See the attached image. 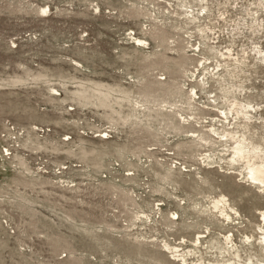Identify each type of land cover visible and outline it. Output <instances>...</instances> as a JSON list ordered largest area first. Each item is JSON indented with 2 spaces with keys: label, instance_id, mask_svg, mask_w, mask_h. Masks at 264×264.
Returning a JSON list of instances; mask_svg holds the SVG:
<instances>
[{
  "label": "rangeland",
  "instance_id": "rangeland-1",
  "mask_svg": "<svg viewBox=\"0 0 264 264\" xmlns=\"http://www.w3.org/2000/svg\"><path fill=\"white\" fill-rule=\"evenodd\" d=\"M183 2L211 8L202 24L216 41L178 17ZM261 2L0 0V264H181L166 244L191 250L189 263L226 264V235L238 263L264 259L258 244L244 245L261 237L264 195L227 165V147L187 138L236 128L211 106L233 87L260 108L247 136L264 147V62L252 56L230 67L229 85L198 89L199 110L158 112L182 105L177 88L195 87L199 59L215 57L207 48L264 49V28L254 27ZM132 33L148 45L135 47ZM144 95L146 124L128 117L127 98ZM214 153L206 170L202 159ZM223 195L239 212L232 222L212 214Z\"/></svg>",
  "mask_w": 264,
  "mask_h": 264
},
{
  "label": "bare ground",
  "instance_id": "bare-ground-1",
  "mask_svg": "<svg viewBox=\"0 0 264 264\" xmlns=\"http://www.w3.org/2000/svg\"><path fill=\"white\" fill-rule=\"evenodd\" d=\"M176 1H180V0H176ZM194 1L196 3L201 2V4H203L205 3L206 0H194ZM196 6H198V4ZM259 7L264 9V2H261ZM43 11L46 12V7L43 9ZM180 11L181 13L179 14L178 17L180 18L183 17V20L187 23V25H194V27L199 30L200 35H202L205 40L209 39L210 41L213 40L216 41L218 39L216 37V34L215 37L212 38L210 37L209 32H206V30L208 31V29L209 31H212V27H207L208 26L207 24H202V21L206 19L208 20L210 18L208 13L211 12V8L208 5L203 4L200 10H197L198 11L197 12L194 6L190 4L189 5L185 4V2H183ZM256 15L258 17H256ZM254 16L253 17L256 23L254 27L264 28V21L263 23L260 22L261 17L258 15V12ZM168 18L171 19V17H167V19ZM163 21L161 23H163ZM166 24L167 22L165 20L164 25L162 26L165 27ZM157 27H159V25H157ZM205 27L208 29L205 30ZM254 27H251L248 30H252ZM132 34L130 35V39H132V44L135 47H138L139 49H144L145 46L148 45L145 39L140 38L135 34L133 35ZM191 38L193 37L191 36ZM213 44H215V42H213ZM197 46L198 45L196 44L195 47ZM207 49L213 51L212 54L215 57L213 58L203 57L202 59H199V65H198V72H200L199 77L198 76L196 77V72L193 73L192 77H190L192 79L193 78L195 79L196 77L197 80L192 81L195 82V87H193L192 89H186L185 87L186 85L185 86L182 85L179 88H177V93L179 94L180 99L183 100V101H179L182 103V105L178 106V104L175 103L172 104L169 109H166L165 108L166 106L163 107L162 104H160L158 112H161L164 115H168V113L171 112L168 110H173L174 111L173 113L175 115H179V111L177 110L179 108H183V104L185 105L184 106L185 108L187 107L191 111L199 110V108H197L198 101L200 99L198 89H200V91L203 92L206 91L209 88L208 85L211 80L215 82L217 81V83L219 82L220 84H225V86L229 85L227 77L229 75L230 76L232 75L230 71V67L235 66L239 68V66L242 67L247 66L252 56H254V61L258 60L260 62H264V49L261 48L256 49L253 55L251 53H248L247 51H241V53L239 52L236 53L233 52L232 48H226V50H223L218 47L212 48L211 46L210 48ZM205 50L206 49H203L201 45L196 49L194 48V51L197 53H203ZM212 59L215 60V62H217L215 67L213 65L214 62L212 63L211 61ZM76 65L81 66V64H79L78 62H76ZM211 67H213V69ZM200 78L202 79L199 81ZM232 89L233 87L224 89L225 95L222 97V99L224 100L225 103L224 102L217 103V101H214L213 102L214 105L211 106L215 107V109L212 110L214 112L217 111L218 114H220L221 119H224V121L227 122L229 125H232V123L234 122L236 128H233L232 131L226 128L223 129V131H221L220 129H216L215 127L211 126L212 128L208 130L211 135L201 134L199 130H196L193 131L192 135L190 134L189 136H187V138H190L191 143L195 144V146H200V145L208 146L210 144L211 145L220 144V147H227L228 148L227 153H229L231 157L230 161L227 162V165L240 166L242 169L240 175L243 177V179L244 180L247 179V182L251 186H256L257 188H259L260 189L259 192H261V194L264 195V147H262V145L260 144L253 143L251 138L247 136L248 133L247 130H249L250 126L256 127V125L259 123V119L257 120L256 117L257 114L259 115L260 113V108L256 107V105H253L252 102L246 101L244 99L243 101H241L242 99L240 100V97L243 96L244 89L241 90L239 94L237 89L236 90H232ZM231 94L234 95L232 101H231L232 98L230 97ZM102 96H104V94ZM149 99L150 98L148 97V95H144L142 101L139 102L134 97H128L127 100L132 106L131 113L129 114L128 117L132 120L135 121L137 120L143 124L144 123L146 124V122L149 121L148 120L150 116L149 113L153 111L152 108L150 107L151 102ZM114 101L116 100L114 99ZM260 124H263V128H264V122H260ZM240 129H242V131ZM227 145L230 146L228 147ZM224 152L225 150L219 151V153L221 154H224ZM216 156L217 154L215 155L214 153V156L206 155L205 158L202 159L204 160V164H206L205 166L206 170L214 168L213 165L217 163L215 162V160H217L219 157L218 156L216 159ZM220 160L224 161L226 159L222 157L220 158ZM211 205H212V214L215 215V217L218 218V220L221 219L224 220V222L227 221L232 222L235 220V217L238 218L240 217L238 210L235 209V207L229 202V200L224 195L214 199L211 202ZM174 216L176 215L174 214ZM261 216L263 217V220L260 221V225H259L260 228L259 234L261 235V237L257 238L256 242L254 243L251 240V237L248 236L246 238V241L244 242V245L253 243L255 246H257L258 244V246L262 249L261 251L264 252V213L263 212L261 213ZM205 238H206L205 235H199L198 238L195 239L194 241L195 243L192 247L201 246L203 244L202 240ZM224 240L226 245V251H228L229 256H231L230 259L227 261V263L241 264L238 263L237 261L242 258V255L240 252V247L237 246L234 240V235H229V236L226 235L224 237ZM165 248L166 251L170 252L174 257H178V259H173V260L178 261L181 264H207L206 262L200 260L192 261V263H189L190 259H188V256H190V253H192L191 250L189 252L188 251L185 252V249H180V247L172 246L171 244H166ZM251 264H264V259L258 261V263L253 262Z\"/></svg>",
  "mask_w": 264,
  "mask_h": 264
}]
</instances>
